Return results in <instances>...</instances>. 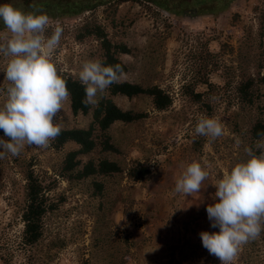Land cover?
<instances>
[{
  "label": "rangeland",
  "instance_id": "1",
  "mask_svg": "<svg viewBox=\"0 0 264 264\" xmlns=\"http://www.w3.org/2000/svg\"><path fill=\"white\" fill-rule=\"evenodd\" d=\"M85 20L99 23L111 41L129 48L118 55L127 67L121 81L155 84L171 97L165 110H156L146 95L111 96L119 108L145 116L109 126L118 153L108 157L122 168L137 160L149 172L137 181L124 169L66 181L56 171L63 153L76 148L71 141L59 150L25 147L17 157L0 159V264H220L203 247L200 233L219 231L206 212L214 203L213 185L264 138L248 135L255 119L264 120V83H254L251 105L242 103L235 91L240 80L257 70L264 73V0H234L216 14L181 16L144 0H111L74 17L49 18L46 36L57 24L63 28L51 59L59 71L75 78L83 62L100 58L97 40H76ZM1 23L0 38L7 34ZM203 60L202 73L212 87L196 89L203 92L206 106L190 102L180 88L196 68L201 70ZM5 64L0 57V86L6 83ZM205 116L223 125L224 134L215 141L194 131ZM89 121L90 113L72 114L67 100L58 123L61 128L85 127ZM194 161L207 166L209 176L200 192L186 197L174 191L175 181ZM26 169L51 184L46 195L55 205L43 215L41 237L29 249L17 244ZM93 181L100 183V192ZM234 264H264V232L243 245Z\"/></svg>",
  "mask_w": 264,
  "mask_h": 264
},
{
  "label": "clouds",
  "instance_id": "2",
  "mask_svg": "<svg viewBox=\"0 0 264 264\" xmlns=\"http://www.w3.org/2000/svg\"><path fill=\"white\" fill-rule=\"evenodd\" d=\"M0 21L7 34L0 38V57L6 61L0 86V159L17 157L25 147L47 149L61 133L58 123L70 93L66 80L51 59L61 41L63 28L57 24L46 36L49 17L43 12H24L10 3L0 4ZM124 76L121 65L102 60L83 62L78 73L84 87L85 106L99 103L98 95ZM195 133L211 141L224 134L215 117H201ZM247 159L236 163L213 185L214 203L206 208L212 228L200 233L202 245L220 264H234L239 251L264 232V138L246 150ZM207 166L191 162L175 181L174 191L192 196L208 178Z\"/></svg>",
  "mask_w": 264,
  "mask_h": 264
},
{
  "label": "trees",
  "instance_id": "3",
  "mask_svg": "<svg viewBox=\"0 0 264 264\" xmlns=\"http://www.w3.org/2000/svg\"><path fill=\"white\" fill-rule=\"evenodd\" d=\"M111 0H0V4L10 3L14 7L24 11H37L47 14L49 18L74 17L84 11L93 9L97 5H104ZM124 1V0H115ZM161 11L174 16L216 14L224 11L234 0H144ZM3 25V22L1 23ZM79 32V33H78ZM76 34V40L84 37H91L98 41L99 60L106 65L119 64L124 72L127 67L118 55L129 53V48L122 42H113L107 37L104 28L97 22L85 20L80 24ZM205 61L201 62V70L196 68L193 77L183 82L180 86L182 92L190 102L203 104L201 98L202 91L196 89L203 85L208 91L211 90L212 83L206 75L202 73ZM58 69V68H57ZM59 74L66 80L70 93L68 105L72 114L90 113V121L85 127L61 128L60 135L51 142L50 148L59 150L66 142H73L76 148L69 149L63 153L58 163L56 174L66 181H79L93 176H106L113 173L125 171V175L131 180H141L149 172L148 166L137 160H132L126 167L122 168L118 161L108 157L109 154H117L118 149L112 141L108 132L109 126L115 122L131 123L142 119L144 112L119 108L111 99L113 95H122L131 98L138 95H146L150 98L152 106L156 110H165L171 103L170 95L158 87V85H141L135 82L122 80L106 89V96L99 97V103L95 106H85L82 100L85 98L84 87L78 78L59 71ZM240 80V79H239ZM264 83V73L257 70L255 75L247 76L236 85L238 99L245 105H251L254 101V83ZM0 135L4 136L2 130ZM248 135L251 139H259L264 136V120L255 119L249 127ZM97 154L96 158L90 157L92 153ZM87 156L85 160L81 157ZM24 203L21 210L20 219L22 228L17 237V244L22 248H31L40 239L43 222L42 217L46 211L55 208L49 200L46 191L51 186L31 169L24 171ZM94 188L100 192V183L93 181ZM2 258V257H1ZM2 260H4L2 258ZM7 264V262H3ZM20 264H25L22 262Z\"/></svg>",
  "mask_w": 264,
  "mask_h": 264
}]
</instances>
